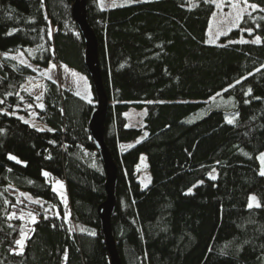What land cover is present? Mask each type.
Here are the masks:
<instances>
[{
    "label": "trees",
    "instance_id": "trees-1",
    "mask_svg": "<svg viewBox=\"0 0 264 264\" xmlns=\"http://www.w3.org/2000/svg\"><path fill=\"white\" fill-rule=\"evenodd\" d=\"M100 1L108 0H86V13L109 101L104 141L117 169L111 228L121 264H264V0H233L256 10L218 45L207 43L214 0ZM72 4L0 0V264H110L98 214L105 175L88 129L95 99L40 74L65 66L91 87ZM241 37L259 42L228 43ZM18 52L27 64L8 57ZM30 83L43 88L40 107L23 91ZM220 95L232 98L233 119L214 111L186 122ZM131 107L146 110L142 128L127 126ZM30 113L48 130L18 118ZM141 154L146 189L135 174ZM10 188L47 208L34 212L20 252L27 209Z\"/></svg>",
    "mask_w": 264,
    "mask_h": 264
},
{
    "label": "rangeland",
    "instance_id": "rangeland-1",
    "mask_svg": "<svg viewBox=\"0 0 264 264\" xmlns=\"http://www.w3.org/2000/svg\"><path fill=\"white\" fill-rule=\"evenodd\" d=\"M141 2H149L154 0H138ZM199 0H186L187 7H194ZM133 2L128 0H108V1H100L99 5L101 8H106L108 6L117 7L129 5ZM214 13L211 18L210 24L208 26L207 31V43L212 45L220 44V39L226 37L231 31L236 30L238 28V24L241 18L244 15L251 14L256 10L250 7L249 4L243 2H237L233 0H214ZM239 17V18H238ZM256 40V38L250 40L245 37H241L236 41H230L228 43H246L252 42ZM246 41V42H242ZM258 43V42H257ZM256 43V44H257ZM8 57H12L13 59L23 62L25 64L28 63V60L25 56V53L18 52L17 54L9 55ZM40 74L46 76L58 83L63 88L69 89L76 93L81 98L91 101L94 97L91 91L90 84L88 80L80 75L79 73L65 67L60 66L57 67L55 65H50L48 68L40 69ZM23 91L28 95L33 97L40 107L42 105V92L43 88L40 85H34L33 83L28 84L23 88ZM234 110V103L232 98L225 97L224 95H220L211 100V102L199 110L196 114L190 116L186 122L194 123L202 118H204L208 113L214 111H220L225 114V118L233 119L234 115L232 112ZM146 114L145 109H138L135 107H131V109L126 114L127 126L132 128H142L144 125V117ZM24 123L28 124L30 127L39 130L45 131L48 130V127L37 121L34 113H30L29 116H19ZM142 138V137H141ZM139 140L131 142L126 145V148H130L137 144ZM264 156V151L260 152L257 160L259 163V173L264 172V160L261 157ZM135 174L137 176V180L140 184L141 189H146L151 183V175L148 169V162L145 154H141L138 162L135 165ZM216 170L214 169L209 173L208 178L214 179L216 177ZM262 175V174H261ZM264 176V175H263ZM52 188L58 195L59 199H61L64 206L68 204V198L66 193V184L64 180L56 179L52 181ZM12 196H14L16 202L18 204H22L27 211L25 213H21L18 217L22 220V234L19 239L20 243H17V252L22 251L25 240L27 237L29 225L35 220L34 212H43L46 211L47 208L45 206L42 207V202L40 200H36L31 198L27 193L10 188L8 191ZM256 207L259 205L258 199L255 194H251L248 199V207Z\"/></svg>",
    "mask_w": 264,
    "mask_h": 264
},
{
    "label": "water",
    "instance_id": "water-1",
    "mask_svg": "<svg viewBox=\"0 0 264 264\" xmlns=\"http://www.w3.org/2000/svg\"><path fill=\"white\" fill-rule=\"evenodd\" d=\"M72 19L79 28L84 40V62L89 75L91 87L96 100L95 111L89 122V132L97 144L99 158L105 175L106 200L98 208L101 232L108 252L110 264H121L116 243L112 234L111 216L115 205V182L117 169L115 162L105 144V120L108 110V97L102 80L98 60V41L87 22L86 0H73L71 7Z\"/></svg>",
    "mask_w": 264,
    "mask_h": 264
},
{
    "label": "snow or ice",
    "instance_id": "snow-or-ice-1",
    "mask_svg": "<svg viewBox=\"0 0 264 264\" xmlns=\"http://www.w3.org/2000/svg\"><path fill=\"white\" fill-rule=\"evenodd\" d=\"M250 7H252L253 9L256 8V5H250ZM239 18V17H238ZM242 42H246V41H242ZM259 42V37H257L256 40L253 41V43H257ZM10 159H14V157H9ZM262 160H264V156L261 157ZM262 175H264V172L261 173ZM45 175H47V173H45ZM251 207V205H249ZM17 243H20L19 241H17Z\"/></svg>",
    "mask_w": 264,
    "mask_h": 264
},
{
    "label": "bare ground",
    "instance_id": "bare-ground-1",
    "mask_svg": "<svg viewBox=\"0 0 264 264\" xmlns=\"http://www.w3.org/2000/svg\"><path fill=\"white\" fill-rule=\"evenodd\" d=\"M106 91V90H105ZM95 99V98H94ZM88 101V100H87ZM108 106H109V101H108ZM95 107H96V100H95ZM94 111H95V109H94ZM93 111V112H94ZM89 129V128H88ZM95 142V141H94ZM96 143V142H95ZM97 145V144H96ZM97 153H98V149H97ZM98 155H99V153H98Z\"/></svg>",
    "mask_w": 264,
    "mask_h": 264
}]
</instances>
